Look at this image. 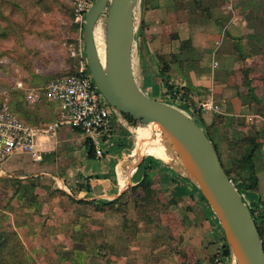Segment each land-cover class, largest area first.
Returning a JSON list of instances; mask_svg holds the SVG:
<instances>
[{
  "label": "rangeland",
  "instance_id": "rangeland-1",
  "mask_svg": "<svg viewBox=\"0 0 264 264\" xmlns=\"http://www.w3.org/2000/svg\"><path fill=\"white\" fill-rule=\"evenodd\" d=\"M141 10L140 5L137 31ZM83 25L71 0H0V107L7 104L38 129L56 123L40 110L59 104L46 98L31 104L18 84L39 89L76 73L78 62L71 57L70 46L84 47ZM100 28L104 35V23ZM253 64L264 68V53ZM134 69L136 75L135 60ZM255 77L254 92L263 95L264 73L258 71ZM204 115L195 118L206 121ZM217 122L215 118L212 128ZM131 127V139L138 143L140 127ZM212 128L206 127L211 135ZM152 157L157 158L145 154L138 164ZM123 160L131 161L127 154ZM164 162L187 177L175 157ZM111 173L118 184V175ZM65 186L70 189L66 182ZM73 189H61L41 176L0 178V264H226L223 234L208 218L211 208L190 187L186 196L174 200L172 190H164L154 178L151 193L131 184L119 197H103L99 201L116 203L105 209L79 199Z\"/></svg>",
  "mask_w": 264,
  "mask_h": 264
},
{
  "label": "crops",
  "instance_id": "crops-1",
  "mask_svg": "<svg viewBox=\"0 0 264 264\" xmlns=\"http://www.w3.org/2000/svg\"><path fill=\"white\" fill-rule=\"evenodd\" d=\"M141 7L134 57L139 85L149 96L164 99L166 103H176L178 90L189 93L192 109L197 115L206 116V121L201 120L205 129L212 128L214 119H218L212 135L226 169L238 165L244 152V148H235L236 143L245 137L257 138L259 148L253 162L259 188L246 193L244 198L249 205L264 201V94L255 91L251 95L244 79L245 73L251 72L249 77L254 87L255 74L264 73L263 66L253 64L264 53V0H142ZM163 62L171 69L172 94L161 75ZM206 101L220 105L221 112L199 111L200 104ZM40 111L58 120L60 105ZM133 136L132 127L115 118L113 139L104 146L102 157L91 159L83 133L63 125L56 135L39 134L43 162H35L27 153L18 151L3 165V172L12 176L47 177L55 186L58 179L66 182L70 190L84 183L89 190L76 192V197L85 201L101 200L102 188L119 197L121 188L108 175L112 171L117 174L120 169H126L128 174L137 166L138 163L133 166V159L129 164L120 161L125 154L131 156L136 150L138 143L131 139ZM150 161L152 180L158 178L164 190L171 189L174 200L188 194V186H182L177 178L181 174L168 163L150 158L137 167ZM136 173L129 176L132 185L136 184ZM249 175L246 173L245 177ZM125 178H120L122 185L128 182L126 175ZM208 218L211 225L217 226L212 213Z\"/></svg>",
  "mask_w": 264,
  "mask_h": 264
},
{
  "label": "water",
  "instance_id": "water-1",
  "mask_svg": "<svg viewBox=\"0 0 264 264\" xmlns=\"http://www.w3.org/2000/svg\"><path fill=\"white\" fill-rule=\"evenodd\" d=\"M142 0H96L85 16L83 41L93 82L128 126L161 135L187 178L200 190L224 232L236 264H264V241L249 204L239 193L205 130L183 109L149 96L134 71L136 16ZM104 23L105 65L95 41ZM124 115L136 122L131 124Z\"/></svg>",
  "mask_w": 264,
  "mask_h": 264
},
{
  "label": "built area",
  "instance_id": "built-area-1",
  "mask_svg": "<svg viewBox=\"0 0 264 264\" xmlns=\"http://www.w3.org/2000/svg\"><path fill=\"white\" fill-rule=\"evenodd\" d=\"M95 1L71 0L77 20L82 24L85 23V16ZM70 55L78 62L75 74L58 78L39 89L30 90L23 83L18 84L21 90L27 91L28 101L31 104H38L46 98L49 102L60 105V116L56 123L39 130L22 120L7 104L0 108V178L13 177L3 172V165L18 151L27 153L35 162H43L39 134L56 135L63 125H69L81 131L85 139L94 145L97 157L103 156L104 146L113 139V122L115 118L118 119V115L93 82L86 58L85 44L84 47L83 45L70 46ZM175 95L177 96L175 105L195 119L197 114L192 109L193 101L189 93L178 90ZM199 111L220 113L221 107L213 101H206L200 104ZM137 166L133 167L129 173H136ZM125 170L121 173L128 177L125 185L121 184L120 174L117 171L118 184L121 189H126L132 184L130 175ZM55 181L61 189H68L64 182L58 179ZM102 189V198L108 196L114 198L107 192V189ZM68 191L71 192L70 189Z\"/></svg>",
  "mask_w": 264,
  "mask_h": 264
},
{
  "label": "trees",
  "instance_id": "trees-1",
  "mask_svg": "<svg viewBox=\"0 0 264 264\" xmlns=\"http://www.w3.org/2000/svg\"><path fill=\"white\" fill-rule=\"evenodd\" d=\"M198 5L200 8V2H198ZM173 37L175 38L176 36L173 35ZM184 45H186V44H184ZM170 71H171L170 66L168 64H166L165 62H163V66L161 67V75L168 84L169 93L172 94L174 91V86L171 84V76L169 74ZM73 74H75V72ZM248 75H249V73L246 72L245 78H244L245 83H246L248 92L254 96V88L252 87V80L249 78ZM169 104L175 105L174 103H169ZM124 116L131 124L136 123L132 117H130L128 115H124ZM195 121L198 125H200L199 123H201V122L198 119L195 118ZM204 130H205L206 134L208 135V137L214 143L215 147L217 148L216 143L214 142V139H213V136L211 135V133L207 129H204ZM87 145H88L89 158L95 159L96 158V150L94 148V145L89 141H87ZM238 147L244 148V152L242 154V157L240 159L239 164L236 165L233 169H226L225 167H224V169L227 172V174L229 175V177L234 181L236 187L238 188L239 193L244 197L246 195V193L256 192V191H258V188H259L258 179H257L256 173H255V165L253 162L255 153L259 148V142H258L257 138L245 137L242 140H240L238 143H236L235 148H238ZM152 165H153V162H151V161L148 164H145L143 162L141 165H139L137 173H136V177L134 179V181L136 182V184L134 185L135 188L142 189L144 192L151 193L153 180L150 176V172L153 169ZM246 173H249L250 175L248 177H244V175ZM114 176H115V174L113 173V174L108 175V178L110 177L112 179V178H114ZM98 178H107V177L106 176H104V177L98 176ZM177 178L181 179L182 186L190 187L192 194L193 195L195 194L197 196L198 200L204 202L209 207L208 202L206 201V199L204 198V196L202 195V193L200 192V190L197 188V186L194 183H192L187 177H184V176L182 177L181 175H177ZM84 188L89 190V188L87 186L86 187L84 186V183L78 184L77 187L73 189L74 190L73 192L76 193V192H78ZM114 202L95 201V202H89V204H95L96 203L95 205L98 208L100 207L101 209H105L107 207L108 208L114 207V205L116 204ZM249 207L251 209V213L253 215V218L256 221V225L258 227L259 233H260L261 237L263 238L264 237V201H259V202L253 203L252 205H249ZM211 213L214 217L216 225L219 227V229L221 230V232L223 234V238L221 239V242H222V248L221 249H222V255L224 257V261L226 264H230L231 253H230V249L227 245L224 232H223V230H222V228L218 222V219L216 218L214 212L212 211V209H211ZM7 264H12V263H7Z\"/></svg>",
  "mask_w": 264,
  "mask_h": 264
},
{
  "label": "bare ground",
  "instance_id": "bare-ground-1",
  "mask_svg": "<svg viewBox=\"0 0 264 264\" xmlns=\"http://www.w3.org/2000/svg\"><path fill=\"white\" fill-rule=\"evenodd\" d=\"M95 41H96L97 51L100 56L101 62L103 65H105L106 43H105V38L103 35V31L100 28V25H98L95 30ZM150 127L153 128L154 126L151 125V126H147L144 128H139L136 131L138 145L134 153L135 154L134 158H132L133 155L130 157L131 160L133 159L134 161L133 165L135 166L141 159V156L145 154L153 155L157 158L162 159L163 161H165L166 159L171 160L172 158L175 157L171 149L169 148V146L165 143L162 136L155 134L153 129ZM153 136H157V140L159 141L154 140ZM160 138L163 139V141H161ZM119 176L120 178L121 177L123 178L122 175H119Z\"/></svg>",
  "mask_w": 264,
  "mask_h": 264
}]
</instances>
